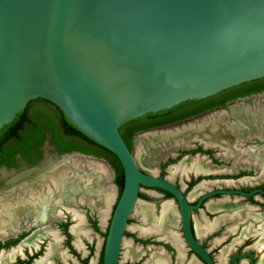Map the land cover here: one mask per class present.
Returning <instances> with one entry per match:
<instances>
[{"label": "water", "instance_id": "obj_1", "mask_svg": "<svg viewBox=\"0 0 264 264\" xmlns=\"http://www.w3.org/2000/svg\"><path fill=\"white\" fill-rule=\"evenodd\" d=\"M262 77L264 0H0V130L45 99L121 164L102 264L117 263L141 187L176 198L186 243L214 264L190 226L191 209L208 195L190 205L175 185L141 171L119 127ZM72 153L80 152L2 175L8 186H30ZM245 255L253 264L252 253L233 261Z\"/></svg>", "mask_w": 264, "mask_h": 264}, {"label": "flooded vegetation", "instance_id": "obj_2", "mask_svg": "<svg viewBox=\"0 0 264 264\" xmlns=\"http://www.w3.org/2000/svg\"><path fill=\"white\" fill-rule=\"evenodd\" d=\"M257 86H264V79L243 82L203 99L184 101L185 103L172 107L170 111L144 114L135 118L136 120L127 127V130L133 131L136 127L149 125L133 133L131 152L134 155L137 137L144 136L147 132H151L148 133L149 135L173 131L182 126L206 122L211 118L216 119L215 117L221 113L224 114L221 123L233 126L215 133L211 140L201 134L192 135L193 138L183 135L170 142L152 140L155 145L151 148L156 150L151 151V173L137 164L144 173L175 185L185 195L190 205H194L200 197L208 195L198 207L191 209L190 226L195 239L208 251L214 264H236L233 257L245 253H252L253 264H258L264 253V247L263 251L259 252L254 245L259 239L264 243V111L260 113V118L248 103L250 97L264 93V90L231 98L238 91ZM233 109L241 111L240 116H235ZM37 151L39 156L34 162H26L16 153L14 165L0 166V197H5L0 198V212L15 210L19 214L17 222L13 220L0 223V264H90L91 237L95 233L102 232L98 218L91 211L88 203L84 204L83 209L79 208L81 213H76L82 220L76 227L78 230H74L72 227L78 223V220L73 218L72 211L64 208V211L57 208L51 210L49 207L52 206L51 203L43 210L44 204H41L40 216L34 217L28 214L27 210L21 209L23 205L29 208L34 204L23 201L19 194L11 192L21 189L22 186L6 185L11 177L2 175V170L5 172L21 170L38 164L46 157L55 159L69 153H59L51 144L48 134ZM103 160L113 170L115 184V170L105 159ZM183 161L192 163L193 166L180 167L179 164ZM143 188L150 191L140 190L137 199L153 203L155 212L160 211L163 201L171 200L180 217L178 202L172 194L159 188ZM192 191H197V194L193 199H189L188 194ZM211 202L213 203L209 208L208 204ZM49 209L51 211H48ZM130 217L127 225L131 220ZM109 221L110 218L102 233L103 241L96 264L103 262ZM209 221L211 225H208ZM127 225L123 237L130 236L128 245L137 252L135 257H127L128 264H155L160 259L163 260V264H186L192 255L200 264H205L186 243L180 218L179 227L183 245L179 243L173 232L167 230L169 224L164 225L159 232H145L142 234L146 235L145 237L139 236L138 227L134 228L136 232H128ZM197 225L201 231L200 235L197 233ZM245 227H250L251 231L243 232ZM223 230L228 231V238L220 239ZM155 233H158L161 239L151 237ZM123 237L116 264H119L124 244ZM154 248H158V253H155L156 259L145 263L144 255H151L147 250L154 252ZM223 249H226V253L224 252L220 261L219 255L222 254ZM235 261L237 264H250L251 256L235 257Z\"/></svg>", "mask_w": 264, "mask_h": 264}, {"label": "rangeland", "instance_id": "obj_3", "mask_svg": "<svg viewBox=\"0 0 264 264\" xmlns=\"http://www.w3.org/2000/svg\"><path fill=\"white\" fill-rule=\"evenodd\" d=\"M248 103L254 109L253 112L258 114L261 118L260 115L264 111V93H260L250 97L248 99ZM148 133L151 132H147V134H145L144 136L140 135L137 137V140L134 145V157L140 167L148 170L151 173V151L156 150V148H151V146L155 145L152 141L150 143L146 141V135H148ZM51 172H56V174L49 176L48 179L45 181L40 182L38 179V185L31 183L30 186H24L17 191L11 190V192L19 194L21 199L25 200L26 198L25 201L30 202L31 204L37 203V205L39 206L40 204H46V206L48 207V205L51 203L52 206H49L51 207V210L57 208V210L61 211H64V209L72 211L73 218L78 220L75 229H77V225H79L82 220L81 217L76 213H81L79 208L83 209L84 204L88 203L91 211L96 214L98 218L99 228L103 233L106 229L108 220L111 216L112 209L114 208V204L117 197V187L113 182V170L109 167V165L103 159L97 158L92 155L72 153L71 156L65 158L63 162L55 166V168H53ZM51 172L50 174H52ZM57 179L60 184V187L65 191H69L76 185L78 186V190L74 191L70 197L60 196V190L58 187L56 188L55 185ZM94 181L95 183H93ZM97 190L99 191L97 192ZM141 191L149 192L150 190L146 188H141ZM105 196L107 197V199H104ZM50 209L48 211H51ZM139 210V207H135L128 232H136L134 231V228L138 227V232L141 233H139V236L145 237L146 235H142L145 234V232H159L164 225L169 224L167 230L173 232L178 238L179 243L183 245L179 227V212L177 210L174 211L175 216L169 223L162 224L160 226H157L154 223L153 216L149 219H142ZM153 215L157 216V212L154 211ZM149 221H151L152 223H149ZM227 230H223L220 233V239H223L224 237L228 238ZM102 233H95L91 237L92 256L90 264H96L97 262L103 241ZM155 234L151 235V237L155 236L158 239H161L158 233ZM128 240H130V236L127 235L119 264H128L127 257L133 258L137 255V252L133 251L130 245H128ZM154 249V252L147 250V253L151 252V255H144V259L146 258L144 260L145 263L150 262L149 260L154 261V258L156 259L157 255L155 256V253H158V248ZM129 252H133V255L129 256ZM156 263L163 264V260H157Z\"/></svg>", "mask_w": 264, "mask_h": 264}, {"label": "trees", "instance_id": "obj_4", "mask_svg": "<svg viewBox=\"0 0 264 264\" xmlns=\"http://www.w3.org/2000/svg\"><path fill=\"white\" fill-rule=\"evenodd\" d=\"M259 79H264V77ZM261 90H264V86L241 90L234 93L231 98ZM183 103L185 102H181L175 107ZM172 109L162 111H170ZM135 120L127 121L119 127L120 134L130 150L132 149L133 133L149 127L147 125L136 127L133 131L127 130V127ZM47 134L51 144L59 153L77 151L105 159L115 170V184L118 187L119 197L123 187L124 176L117 156L81 132L65 117L58 106L45 99L37 98L29 101L25 109L18 113L11 123L1 128L0 166L10 167L14 165V155L16 153L19 154L22 160L34 162L39 156L37 148H39Z\"/></svg>", "mask_w": 264, "mask_h": 264}, {"label": "bare ground", "instance_id": "obj_5", "mask_svg": "<svg viewBox=\"0 0 264 264\" xmlns=\"http://www.w3.org/2000/svg\"><path fill=\"white\" fill-rule=\"evenodd\" d=\"M233 114L235 116H240L241 114V111L237 110V109H233L232 110ZM243 112V111H242ZM216 119L214 118H211L209 119L208 121L206 122H201V123H197V124H193V125H190V126H182L181 128H177V129H174L173 131L172 130H168V131H163L161 133H156V134H149V135H146V141L147 142H151L152 140H156V141H159V142H167V141H173V140H176L178 139L179 137L183 136V135H186V136H192V135H206L210 140L211 138L213 137V135H215V133H218V132H222V131H225L224 129H230V128H233V126H230L228 125L227 123H221L222 119L224 118V114L221 113V114H218L217 117H215ZM235 130V129H234ZM232 133V132H231ZM219 135V134H218ZM221 135V134H220ZM194 136H192L193 138ZM180 167H190V166H193L192 163H189L187 161H183L181 162L180 164ZM38 181V180H36ZM32 182V184H39V182ZM83 182V181H82ZM89 182V181H88ZM87 182V183H88ZM95 183V181L93 182ZM65 184V183H64ZM84 184V183H83ZM55 185H56V188L58 187L60 192V196H63V197H70L72 195V193L76 190H78V186L76 185L74 188H71L69 191L68 190H64L60 187V184L58 182V179L57 181L55 182ZM91 186V185H90ZM61 188V189H60ZM93 190V189H92ZM88 191V190H87ZM99 190H97L98 192ZM83 193V192H82ZM197 194V191H192L188 194V198L189 199H193ZM23 195V194H22ZM20 196V195H18ZM59 196V197H60ZM37 198H41V197H37ZM58 199V198H57ZM104 199H107V197L105 196ZM26 200V198H25ZM29 200V198H28ZM12 201V200H11ZM24 201V199H23ZM23 201L21 203H23ZM41 201V200H40ZM218 202V201H217ZM40 203V202H39ZM212 203H209L208 206L209 208L212 206ZM30 204V202H29ZM215 204V202H214ZM28 205V204H27ZM41 205V204H40ZM43 205V204H42ZM12 206V205H10ZM9 206V207H10ZM26 205H23V207H21L22 210H27L28 214L30 215H34L35 216H40V207L39 205L34 204L32 205L31 207L29 208H26L25 207ZM15 207V206H14ZM28 207V206H27ZM136 207H139V211H140V214L142 216V219H149V218H152L153 216V219H154V223L157 225V226H160L162 224H166V223H169L173 217L175 216V206L174 204L171 202V200H166V201H163L161 203V206H160V211L157 212V216L156 215H153L155 209H154V206H153V203H150L146 200H143V199H138L137 200V203H136ZM159 207V206H158ZM221 207V206H220ZM11 209V208H10ZM4 210V209H3ZM15 211V210H14ZM12 212L11 210H6L4 212H0V223L3 221H7V222H11L13 220H15V222H17L16 220L18 219V213L15 211V212ZM20 211V210H19ZM46 213H47V210H46ZM24 214V213H23ZM42 215L45 216L44 212H42ZM35 219V218H34ZM2 222V224H3ZM211 222L209 221L208 222V225H210ZM72 226V225H71ZM75 226L74 225L72 228L75 229ZM253 228V227H252ZM259 230V229H258ZM251 231V228L250 227H245L243 229V232H250ZM254 232V231H253ZM197 233L198 235L201 234V231H200V228H198V225H197ZM262 233V232H261ZM262 235V234H261ZM264 237V236H263ZM262 237V238H263ZM255 245V248L257 251L259 252H262L263 251V247H264V243L262 242V239H259L256 241V243L254 244ZM226 253V249H223L222 250V254L219 255V258H220V261L222 260L223 258V255ZM133 255V252H129V256H132ZM264 263V253L259 261L258 264H263ZM40 264V263H39ZM151 264V263H150ZM158 264V263H156ZM186 264H199L198 260L196 259L195 256H191V259L186 263Z\"/></svg>", "mask_w": 264, "mask_h": 264}]
</instances>
